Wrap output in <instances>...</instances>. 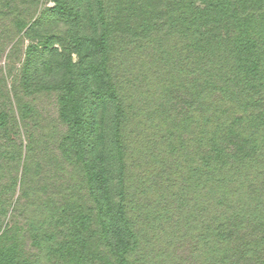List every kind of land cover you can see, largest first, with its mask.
<instances>
[{
  "label": "trees",
  "instance_id": "trees-1",
  "mask_svg": "<svg viewBox=\"0 0 264 264\" xmlns=\"http://www.w3.org/2000/svg\"><path fill=\"white\" fill-rule=\"evenodd\" d=\"M7 49L0 264H264V0H0Z\"/></svg>",
  "mask_w": 264,
  "mask_h": 264
},
{
  "label": "rangeland",
  "instance_id": "rangeland-1",
  "mask_svg": "<svg viewBox=\"0 0 264 264\" xmlns=\"http://www.w3.org/2000/svg\"><path fill=\"white\" fill-rule=\"evenodd\" d=\"M43 3L44 2H42V4ZM48 4H51V3H48ZM7 51L8 49L5 51L4 55L0 59V67H4L6 64L5 54L7 53ZM40 105L42 106L44 113L50 115V120L52 118H55L56 108H55V103L51 97L50 98L46 97V98L41 99Z\"/></svg>",
  "mask_w": 264,
  "mask_h": 264
}]
</instances>
